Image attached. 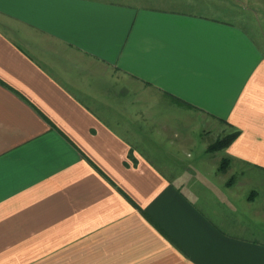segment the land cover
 Here are the masks:
<instances>
[{
  "label": "crops",
  "instance_id": "0c3cea01",
  "mask_svg": "<svg viewBox=\"0 0 264 264\" xmlns=\"http://www.w3.org/2000/svg\"><path fill=\"white\" fill-rule=\"evenodd\" d=\"M135 2L0 0V264H264V50Z\"/></svg>",
  "mask_w": 264,
  "mask_h": 264
},
{
  "label": "rangeland",
  "instance_id": "374dc122",
  "mask_svg": "<svg viewBox=\"0 0 264 264\" xmlns=\"http://www.w3.org/2000/svg\"><path fill=\"white\" fill-rule=\"evenodd\" d=\"M137 1L138 2L133 4L164 8L173 7V9L208 15L219 20L234 23L246 31L249 36L257 42L259 47L264 50V0H175L178 1V3H170L168 2L169 0H162V3L161 0ZM223 130L224 128L221 125L210 122L209 129L207 130L208 132L203 135L200 136L199 130L194 131L196 146L194 156L196 159L198 156H202L207 159L204 167L206 166L205 170L206 173L209 174L208 177L204 176V172L202 173L199 171L200 169H198V171L195 169V172L199 174L200 177L205 178L206 183L202 179L198 180L204 185H206L207 181H209L210 183L212 182L216 185L227 182L230 186L233 185L235 180V177H232L231 173L226 172L230 168L229 163L226 171H219L221 160L224 159L222 158L223 151H207L209 146L225 136V134H222ZM215 170L218 172L216 175L211 173L216 172ZM218 189L210 190L213 195H218L221 193V189Z\"/></svg>",
  "mask_w": 264,
  "mask_h": 264
},
{
  "label": "trees",
  "instance_id": "16d2710c",
  "mask_svg": "<svg viewBox=\"0 0 264 264\" xmlns=\"http://www.w3.org/2000/svg\"><path fill=\"white\" fill-rule=\"evenodd\" d=\"M238 133H231L227 134L224 137L218 139L214 144L208 147L207 151L208 152H216L219 150L226 149L229 147L232 142L237 138ZM229 160L227 158H224L221 160L220 166H219V171L224 172L226 171L228 167V162Z\"/></svg>",
  "mask_w": 264,
  "mask_h": 264
}]
</instances>
